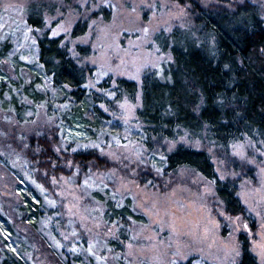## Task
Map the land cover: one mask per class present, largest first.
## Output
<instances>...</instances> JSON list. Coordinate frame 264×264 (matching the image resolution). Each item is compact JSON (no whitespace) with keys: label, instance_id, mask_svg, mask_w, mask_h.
I'll return each instance as SVG.
<instances>
[{"label":"rangeland","instance_id":"rangeland-1","mask_svg":"<svg viewBox=\"0 0 264 264\" xmlns=\"http://www.w3.org/2000/svg\"><path fill=\"white\" fill-rule=\"evenodd\" d=\"M199 1L229 10L249 3L264 16V0ZM190 13L173 0H0V258L238 264L246 234L264 262V144L244 138L225 147L188 132L150 139L138 117L143 77L173 60L160 43L190 33ZM34 16L41 27L29 23ZM79 23L86 30L74 36ZM45 36L60 39L87 71L83 107L44 70ZM121 79L138 85L135 99L119 89ZM96 108L103 116H95ZM42 139L55 141L58 159L44 161L65 166L63 174L32 160ZM179 145L207 151L221 179L238 181L246 216L227 214L214 182L196 171L167 170V155ZM88 149L104 164L72 166L69 154Z\"/></svg>","mask_w":264,"mask_h":264},{"label":"trees","instance_id":"trees-1","mask_svg":"<svg viewBox=\"0 0 264 264\" xmlns=\"http://www.w3.org/2000/svg\"><path fill=\"white\" fill-rule=\"evenodd\" d=\"M189 5L193 20L191 32L175 34L173 40L161 44L170 50L173 60L159 71L147 72L142 81V105L138 117L149 138L176 140L185 132L193 137L206 134L227 147L232 142L250 138L264 144V16L249 3L229 10L202 6L199 0H173ZM29 23L41 27L43 19L30 17ZM86 23H79L74 36L84 34ZM193 34V35H191ZM40 62L54 84L66 90L75 105H86L84 87L87 71L80 67L60 39L48 36L39 40ZM81 54L89 51L82 48ZM119 89L136 98L138 85L121 79ZM95 116H103L96 108ZM36 142L38 153L34 162H44L56 176L66 167H53L48 159H58L55 141ZM42 148L44 153H40ZM72 166L87 170L102 166L104 158L96 149L73 153ZM188 167L213 181L218 198L231 216H246L241 202L238 181L221 179L210 154L185 145L177 146L167 155V170ZM68 171V170H67ZM71 173V170H70ZM241 257L238 264L260 263L251 250L246 234L240 235ZM0 264H30L14 256L0 258ZM181 264H192L187 261Z\"/></svg>","mask_w":264,"mask_h":264},{"label":"snow or ice","instance_id":"snow-or-ice-1","mask_svg":"<svg viewBox=\"0 0 264 264\" xmlns=\"http://www.w3.org/2000/svg\"><path fill=\"white\" fill-rule=\"evenodd\" d=\"M151 6H152V5H147V7H149V8H151ZM133 11H135V9H133ZM144 31L147 32L148 29L145 28ZM53 35H57V32H53ZM25 59H26V58H25ZM86 183H87V182H86ZM129 248H131V245H129ZM89 251H91V247L89 248ZM175 255H176V256H180V255H181L180 251L177 250V251L175 252ZM171 264H177V261H176V260H172V261H171Z\"/></svg>","mask_w":264,"mask_h":264}]
</instances>
